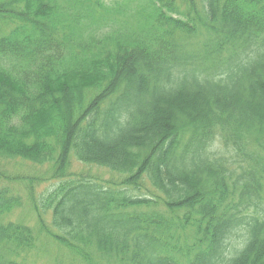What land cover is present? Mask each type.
<instances>
[{"label":"trees","instance_id":"1","mask_svg":"<svg viewBox=\"0 0 264 264\" xmlns=\"http://www.w3.org/2000/svg\"><path fill=\"white\" fill-rule=\"evenodd\" d=\"M64 1L0 0V160L49 165L21 178L45 231L89 263L264 264V0H145L138 27ZM23 201L0 185V264H29Z\"/></svg>","mask_w":264,"mask_h":264},{"label":"rangeland","instance_id":"2","mask_svg":"<svg viewBox=\"0 0 264 264\" xmlns=\"http://www.w3.org/2000/svg\"><path fill=\"white\" fill-rule=\"evenodd\" d=\"M67 1H64L60 5L62 8L61 11L67 12L66 15L70 17L71 15L76 16L75 13H83L78 12L73 6H70ZM92 1L94 0H83V3L77 4L76 8L80 11H83L84 6L87 7L88 3H92ZM121 2H123L122 5L124 6V15L121 13L122 16H119L121 17L120 20L126 19V21L129 23V26L132 25L133 27H138L141 24L148 22V7L146 13L141 10V8H144V6L147 5L145 0H129V2H127V0L103 1L105 5H115ZM176 2L177 4L181 3V0H176ZM98 11H102V9L98 8ZM12 22H5V19L0 18V36L9 32L15 26ZM122 24L125 30L129 27L127 23ZM200 37H202L201 31L197 37H191V39L199 40ZM191 42L193 41H189L190 44ZM89 95V93H85V99H88ZM0 168L4 170L7 176H9L7 179L0 180V185L10 186L13 190L21 192V194L24 196L23 206L14 209L12 214H9L5 217V220L9 219L29 224L35 229L37 234L35 247L31 251L25 253L23 255V259H25L29 264H105L97 259H92L91 263L84 261L79 257L75 249L66 246L63 243L61 244L55 240L52 235L45 231L48 229L50 232H58L57 228L53 226L51 211H44L41 209V211L38 212L35 204L32 202L31 198L26 192L27 182L21 178L24 176L29 178L36 176H46L43 174L47 172L49 165L37 166L31 162L24 161L23 159H10L0 160ZM72 170L81 174H91L104 181L120 179L117 174H112L108 170L94 166H88L76 161H73ZM15 178H19L21 181H17ZM58 185L59 183L57 180L39 183L36 184L35 191L37 196H40L42 200H45L44 196H48ZM147 186L150 187L149 184ZM142 192L145 193L144 190H142ZM243 235L244 232L241 231L233 245L241 246V239L243 238Z\"/></svg>","mask_w":264,"mask_h":264}]
</instances>
